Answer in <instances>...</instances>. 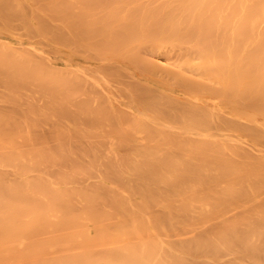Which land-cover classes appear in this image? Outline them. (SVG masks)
Returning a JSON list of instances; mask_svg holds the SVG:
<instances>
[{
  "label": "bare ground",
  "instance_id": "1",
  "mask_svg": "<svg viewBox=\"0 0 264 264\" xmlns=\"http://www.w3.org/2000/svg\"><path fill=\"white\" fill-rule=\"evenodd\" d=\"M15 1L0 264H264V0Z\"/></svg>",
  "mask_w": 264,
  "mask_h": 264
},
{
  "label": "rangeland",
  "instance_id": "2",
  "mask_svg": "<svg viewBox=\"0 0 264 264\" xmlns=\"http://www.w3.org/2000/svg\"><path fill=\"white\" fill-rule=\"evenodd\" d=\"M0 1H2V3H3V4L1 3V5H3V6L6 5L7 7H8L7 2H8V3L11 2V0H0ZM3 1H5V2H3ZM12 1H15V0H12ZM25 1H26V4H27L28 6H26ZM25 1H24V0H23V1H22V0H16V1H15L16 3L13 2V3H15L16 5H15V4L13 5V6H15V7L12 9V11L9 10L8 12H3L2 15H4V13H6V14H9V15H10V16L8 15L9 18H10V17H15L16 14H13V13H18V10H20V9H18V8H20V7L23 6V7H25V9L29 8V10H30V7H32V6L35 7L34 5H36L37 7H35V8H38L39 10H40V9H42V10L44 9V10H43L44 12L40 11V12L42 13V16L39 18V21H41L42 23H41V24L38 23L39 25L36 23L35 26H36V25H37V27H38V26H43V25H42L43 23L46 24V23L48 22V23L45 25V26L48 28V27L51 25V23L54 22V19L52 18V16L54 17V15H53V14H54V13H53V9H57L56 6L58 7V5H57V4L55 5V3H53V0H52V1H51V0H50V1H49V0H44V1H47L48 3H51V2L53 3V4H51V6L49 5V9L53 7L52 9H50L51 11L48 10V8H45V6H46V7L48 6V4H43V5H45V6H41L42 3H45L44 1H42L41 4H39V5L35 4V3H34V2H35L34 0H30L29 3H28L27 0H25ZM63 1H65V0H63ZM4 3H5V4H4ZM17 3H18V4H17ZM31 3H32V4H31ZM9 4H10V3H9ZM11 4H12V2H11ZM61 4L64 5L63 2H62ZM61 4H60V5H61ZM65 4H66V5L68 4L67 1H65ZM17 5H18V6H17ZM19 5H22V6L19 7ZM30 5H32V6H30ZM63 5H62V6H63ZM11 6H12V5H11ZM16 6H17V7H16ZM38 6H39V7H38ZM26 7H27V8H26ZM54 7H55V8H54ZM59 7H61V6H59ZM9 8L11 9L12 7H9ZM62 8H65V5H64V7H62ZM4 9H6V7H4ZM21 9L24 10L23 8H21ZM7 10H8V9H6V11H7ZM27 10H28V9H27ZM39 10H38V12H39ZM20 11H21V10H20ZM25 11H26V10H25ZM48 11H49L50 13H48ZM22 12H23V11H22ZM45 12H46V13H45ZM24 13H25V12H24ZM43 13H44V14H43ZM47 13H48V14H47ZM52 13H53V14H52ZM11 14H12V15H11ZM22 14H23V13H22ZM49 14H51V15H49ZM13 15H15V16H13ZM19 15L22 16L21 14L18 13L17 16L20 17ZM2 17H4V16H0L1 19H2ZM5 17H6V16H5ZM5 17H4V18H5ZM22 17H24V16H22ZM47 17H49V18L51 19L52 22H51L49 19L46 20ZM9 18H8V21H9ZM15 18H16V17H15ZM6 19H7V18H6ZM10 19H11V18H10ZM12 19H14V18H12ZM12 19H11V20H12ZM2 20H4V19H2ZM11 20H10V21H11ZM12 21H13V20H12ZM13 22H14V24H15V22L17 23V20L14 19ZM49 22H50V23H49ZM57 22H58V21H57ZM49 24H50V25H49ZM48 30H49V29H48ZM17 32H18V31H17ZM1 43L4 44L5 42H0V69H4V68L6 67V68H8L9 73H12L13 75L17 74V75H15V76H13V75L11 74L10 79H13V80H12L13 82L21 83V81H18V80H20L21 78L24 79V80H26L27 77H29L30 79L32 78V80H33L35 76H33L32 72H28V74H26L27 77H25V76H21V75H22V74H21V75H20L21 78H20V77L16 78V76H18V74L21 73V70H20V73H19V72H17V69H16V70H14V69H15L16 67L19 68V67H18L19 65L17 64L16 66H14V69H13V67H11L10 64L15 63L14 57L12 56L11 52H6V51H7L6 49H9L8 45H5V44H6V43H5L4 45L7 46V47H5V46L3 47V45H2ZM5 50H6V51H5ZM1 53H2L4 56H3ZM9 53L11 54V56L8 55ZM2 56H3V57H2ZM3 58H4V60H3ZM5 59H6V60H9V61H11V60H13V61H12V63H10V62H7V63H6ZM4 62H5V63H4ZM2 65H3V66H2ZM14 65H15V64H14ZM4 66H5V67H4ZM10 68H12V72L10 71V70H11ZM20 68H21V67H20ZM4 71H5V70H4ZM4 71L1 70V72H2L1 75H2V79H3V81L0 83V85L2 86V87L0 86V87H1V88H0V89H1V91H0V102L3 101V100H4V101L9 100V99H10L9 97L12 96V94H15V96H16V92H13V93H11V94H10V92H9L8 94H6V93L3 94V92H2V91H3L2 88H4L5 81H7V80L10 81V79L4 77V75L6 74V73L3 74ZM15 71H16L17 73H16ZM18 71H19V70H18ZM6 72H7V71H6ZM24 72H25V71H24ZM31 74H32V75H31ZM7 75H8V74H7ZM14 78L16 79V81H14V80H15ZM29 78H27V79H29ZM32 80H31V81L28 80V81H29V82H32ZM22 83H23V82H22ZM22 83H21V85H22ZM26 86H27V88H28V86H29V92H31V94L33 93L32 96H34V97H38V98L40 99V96H41V95L39 94V96H38L39 91L36 90L35 88H34L35 90H34V89H31V87H34L33 85L30 86V84H29V85H26ZM26 86H25L24 88H26ZM22 88H23V85H22L21 89H22ZM27 88H26V89H27ZM30 89H31V90H30ZM27 90H28V89H27ZM33 91H34V92H33ZM36 91H37V92H36ZM1 92H2V93H1ZM20 92H21V93H20ZM23 92H24V91L22 90V91H19V93H18V92H17V93H18V95L21 94V96H22V94H24ZM35 92H36V93H35ZM53 92H54V91H53ZM26 93H27V94H26ZM28 94H29L28 91H26V92H25L26 97H29ZM31 94H30V95H31ZM9 95H10V96H9ZM18 95H17V97H20V96H18ZM8 96H9V97H8ZM26 97H25V98H26ZM34 97H33V98H34ZM11 98H12V97H11ZM27 99H29V98H27ZM38 102H39V101H38ZM38 102H36V103L39 104L40 102H39V103H38Z\"/></svg>",
  "mask_w": 264,
  "mask_h": 264
}]
</instances>
